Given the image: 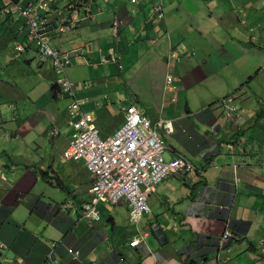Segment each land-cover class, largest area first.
Returning a JSON list of instances; mask_svg holds the SVG:
<instances>
[{
	"label": "crops",
	"instance_id": "crops-1",
	"mask_svg": "<svg viewBox=\"0 0 264 264\" xmlns=\"http://www.w3.org/2000/svg\"><path fill=\"white\" fill-rule=\"evenodd\" d=\"M71 1L56 0L41 16L52 46L69 54L76 97L91 99L83 110L99 136L112 137L134 105L152 122L176 121L171 135L159 132L165 159L183 156L197 171L158 184L137 224L126 199L100 203L97 223L83 218L93 177L62 157L73 133L70 100L51 64L39 63L25 19L5 18L0 3V46L11 53H0V125L12 126L0 164V192L10 189L0 195V264H264V0H88L89 16L59 33L62 18H75ZM181 45L187 53L169 60ZM225 104L237 108L230 117ZM5 173H18L14 185Z\"/></svg>",
	"mask_w": 264,
	"mask_h": 264
},
{
	"label": "built area",
	"instance_id": "built-area-1",
	"mask_svg": "<svg viewBox=\"0 0 264 264\" xmlns=\"http://www.w3.org/2000/svg\"><path fill=\"white\" fill-rule=\"evenodd\" d=\"M48 2L51 3L52 0ZM46 7V4L28 2L22 8L18 3H11L4 6L3 11L22 16L26 20L27 32L40 44L39 61H51L58 75L57 85L71 101L68 115L73 135L63 153V159L83 161L94 176L90 188L93 197L90 203L84 205V215L99 221L100 215L96 208L98 202L116 203L126 198L130 206V221L137 223L145 213L150 212L147 196L158 183L172 174L192 172L194 167L181 156H175L169 161L165 159L167 146L159 131L166 135L172 134L174 121L159 120L152 123L134 105L123 108L124 124L112 137L100 138L99 131L92 125L91 114L83 110V106L89 104L90 100L78 99L74 83L65 75V69L69 65L68 56L51 47L45 22L36 16ZM154 10L157 13L161 8ZM16 50L21 51L22 46H17ZM181 50L185 51V47L182 46ZM170 58L179 60V55L174 52ZM96 104L98 105L97 102ZM225 109L228 117L236 111L235 106L228 104ZM59 133L58 129H53L52 135L57 136ZM0 179H4L1 170ZM224 240H227V235ZM139 242V239H134L130 247H137Z\"/></svg>",
	"mask_w": 264,
	"mask_h": 264
},
{
	"label": "clouds",
	"instance_id": "clouds-1",
	"mask_svg": "<svg viewBox=\"0 0 264 264\" xmlns=\"http://www.w3.org/2000/svg\"><path fill=\"white\" fill-rule=\"evenodd\" d=\"M25 1L26 0H22V1H19V0H9V1H4V0H0V3H2L3 5L1 6V11H2V13L4 14V15H8V16H19V15H16V14H7V13H5L4 11H3V7L5 6H8V4H11V3H18V5H21V7L22 8H24L26 5H27V3H25ZM87 1L88 0H72L68 5H67V7H66V9L68 8V9H71L72 10V12H71V16H72V14H74L75 15V18H70V19H65V18H62L61 20H60V24L58 25V27H57V30L59 31V33H65V32H67L68 30H70V29H72V28H74L75 26H76V24L79 22V19H80V17H81V15H83V14H86L87 15V17L89 16L88 14H89V12H90V6H89V4L87 3ZM33 3H35V2H33ZM37 3H39V4H46V9L44 10V11H39L37 14H36V16L39 18V19H41V20H43L44 22H45V25H46V27H47V36L49 37V39H50V45H51V47L54 49V50H56V51H58L60 54H62V55H67L68 56V58H69V65L66 67V69L70 66V57H69V54L68 53H64V52H61V51H59V50H57L56 48H54L53 46H52V42H51V37H50V31H51V26L48 24V22H46L45 21V19L44 18H42V16H41V13L42 12H47V11H49L50 10V8H51V6L52 5H54V4H56V0H52V2L51 3H49L48 2V0H46V1H44V2H37ZM132 3H136V0H132ZM157 7H160L161 8V11L160 12H155V10H154V8H157ZM153 10H154V13L156 14V17L158 18V19H163L164 18V12L162 11V7L161 6H155V7H153ZM159 13L161 14V16L159 17ZM56 14H59L60 15V17H61V13H56ZM81 14V15H80ZM19 17H22V16H19ZM59 17V18H60ZM23 18V17H22ZM25 26H26V20H25V25H24V29H22L21 28V30L22 31H25V33H26V35H27V37L30 39V40H32L33 42H35V43H37L38 44V61H39V54H40V44L38 43V41L35 39V38H33V37H31L30 36V34L27 32V30H26V28H25ZM19 45H21V43H18L16 46H15V51L16 52H23L24 51V47H23V45H21L22 46V50L21 51H17L16 50V47L17 46H19ZM185 47V51H182L181 50V47ZM181 47H180V49H178L177 51H174L175 53L177 52L178 53V55H179V53H181V57L184 55V54H186L187 52V47L186 46H184V45H181ZM174 52H172V53H174ZM171 53V54H172ZM170 54V55H171ZM170 55H169V57H168V59L169 60H174V59H171L170 58ZM179 60H180V58H179ZM179 60H174V61H179ZM39 63H41L40 61H39ZM44 63H50L51 64V61L50 60H47L46 62H44ZM41 64H43V63H41ZM51 66H52V64H51ZM52 68H53V66H52ZM66 69H65V75H66ZM54 70V69H53ZM55 72V71H54ZM56 74V73H55ZM56 77H57V79H58V75L56 74ZM66 77H67V75H66ZM68 78V77H67ZM69 79V78H68ZM70 80V79H69ZM71 81V80H70ZM72 83H73V81H71ZM56 85H57V80H56ZM75 85V84H74ZM58 86V85H57ZM59 87V86H58ZM60 88V87H59ZM75 89H76V87H75ZM171 89L173 90V89H175L173 86H171ZM61 90V89H60ZM62 93V92H61ZM63 94V93H62ZM66 98H68V97H66ZM69 99V98H68ZM87 99H89V98H87ZM70 100V99H69ZM89 100H91V99H89ZM70 103H71V101H70ZM69 103V104H70ZM222 105H224V103H221ZM227 104H225V106H226ZM228 105H233V104H228ZM234 106V105H233ZM236 110H237V108H236ZM225 114H226V116H227V113H226V109H225ZM232 114V113H231ZM228 117V116H227ZM230 117V116H229ZM147 118V117H146ZM148 119V118H147ZM150 120V119H149ZM151 121V120H150ZM174 121V129H175V124H176V121L175 120H173ZM152 122V121H151ZM152 123H154V122H152ZM68 125H69V122H68ZM70 127V126H69ZM54 129H57V128H54ZM53 131V130H52ZM73 131V130H72ZM60 132V131H59ZM160 133H162V134H164L162 131H159ZM174 132V131H173ZM159 133V135L162 137V135ZM60 134V133H59ZM72 135H73V133H72ZM166 135V134H165ZM171 135V134H170ZM106 139V138H105ZM164 139V138H163ZM165 141V140H164ZM69 142V141H68ZM166 143V142H165ZM66 150V149H65ZM64 153V152H63ZM165 156V155H164ZM178 156V155H177ZM180 156V155H179ZM62 157H63V155H62ZM181 157H183V156H181ZM183 158H185V157H183ZM173 159V158H172ZM186 159V158H185ZM65 160V159H64ZM187 160V159H186ZM65 161H67V160H65ZM169 161V160H168ZM188 161V160H187ZM83 162V161H82ZM190 162V161H189ZM84 163V162H83ZM191 163V162H190ZM192 165H193V163H191ZM85 165V164H84ZM193 167H194V170L192 171V172H194V171H197V169L195 168V166L193 165ZM85 168H86V166H85ZM87 169V168H86ZM0 170H1V173H2V175H3V177H4V179H0V181H2V182H5L6 181V178H5V175H4V172H3V170H2V168H0ZM88 171V170H87ZM89 173H90V171H88ZM186 173H191V172H186ZM176 174H184V173H176ZM90 175L93 177V181H92V183L90 184V186H89V189H88V196H89V198H88V200H86L83 204H81V216L83 217V218H87V219H89V220H91V221H93V222H99V221H101V214H100V212H99V210H98V205L100 204V203H102L103 201H100V202H98V204L96 205V208H97V210H98V212H99V215H100V220L99 221H94V220H92V219H90V218H88V217H86L85 215H84V212H83V210H84V205L85 204H87V203H90L91 202V200H92V197H93V194L90 192L91 190H90V188H91V186H92V184H93V182H94V176L90 173ZM172 175H174V174H172ZM169 176H171V175H169ZM168 176V177H169ZM167 177V178H168ZM165 180V179H164ZM163 180V181H164ZM162 182V181H161ZM160 182V183H161ZM160 183H158V184H160ZM157 184V185H158ZM156 185V186H157ZM155 186V187H156ZM154 187V188H155ZM154 190V189H153ZM152 190V191H153ZM151 192V191H150ZM149 192V193H150ZM149 195V194H148ZM122 199H126V198H122ZM121 200V199H120ZM119 200V201H120ZM127 200V199H126ZM118 201V202H119ZM128 201V200H127ZM118 202H116V203H118ZM106 203H108V202H106ZM116 203H109V204H116ZM128 205H129V202H128ZM73 205H72V202H67V203H64L63 205H61L60 206V208H59V210L60 211H62V210H67L68 208H70V207H72ZM150 209V208H149ZM150 213V212H149ZM149 213H145L144 215H147V214H149ZM143 215V216H144ZM143 216H142V218H143ZM141 218V219H142ZM140 219V220H141ZM129 221H130V206H129ZM131 222V221H130ZM140 222V221H139ZM139 222H137V223H139ZM132 223V222H131ZM137 223H133V224H137ZM148 234V233H147ZM225 235H227V240L231 237L230 236V234L229 233H226ZM224 235V236H225ZM224 236H223V241L224 242H226L227 240H224ZM135 239H139L140 240V242H141V239L140 238H135ZM134 240V239H133ZM139 242V243H140ZM139 245V244H138ZM129 246H130V244H129ZM131 248H136V247H131ZM66 253H67V255H69V257H70V259L72 260V261H78L79 260V258H80V252L78 251V250H74V249H71V248H67L66 249ZM77 253V257L75 258V254Z\"/></svg>",
	"mask_w": 264,
	"mask_h": 264
},
{
	"label": "rangeland",
	"instance_id": "rangeland-1",
	"mask_svg": "<svg viewBox=\"0 0 264 264\" xmlns=\"http://www.w3.org/2000/svg\"><path fill=\"white\" fill-rule=\"evenodd\" d=\"M3 16L6 18L5 15H3ZM3 38H4V40L2 41V43H4L6 41V38H8V35H4L2 37V39ZM14 45H15V43H13L12 49H14ZM0 53H1V55L5 56L8 59H9V55H11L10 50L9 51H2V46H0ZM7 111L8 110H4V111H1V113L3 115V119L9 121L10 116L6 115L8 113ZM7 128L12 129V126L11 125H0V164L1 165H3V162L5 161V159H7L6 154L10 155V152H9L10 149H9V147H6L7 143H6L5 136H6V132H7L6 129ZM7 133H9V132H7ZM100 138H103V137L100 135ZM8 146H9V144H8ZM0 168H1V166H0ZM5 174L7 176V184L8 185H14L16 183V179H13V178H15V176H17L18 173H12L10 175H8L7 173H5ZM14 174H16V175H14ZM8 176H10V178ZM41 187H42L43 191H46L47 188H46L45 184H41ZM51 188H52V186L48 187V189H51ZM9 190H10L9 188H5L3 191L0 192V195L4 196L6 193L9 192ZM60 197L61 196H59L57 198L58 202L61 201Z\"/></svg>",
	"mask_w": 264,
	"mask_h": 264
},
{
	"label": "water",
	"instance_id": "water-1",
	"mask_svg": "<svg viewBox=\"0 0 264 264\" xmlns=\"http://www.w3.org/2000/svg\"><path fill=\"white\" fill-rule=\"evenodd\" d=\"M118 46H119V44H118ZM156 234H157V236H161V237H159L160 238V240L161 241H163V236H162V233H161V231L159 232V231H156Z\"/></svg>",
	"mask_w": 264,
	"mask_h": 264
}]
</instances>
